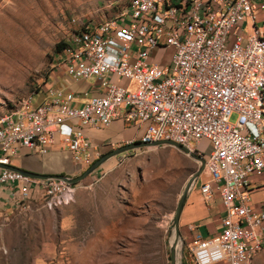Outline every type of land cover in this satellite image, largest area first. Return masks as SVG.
<instances>
[{"label":"built area","instance_id":"obj_1","mask_svg":"<svg viewBox=\"0 0 264 264\" xmlns=\"http://www.w3.org/2000/svg\"><path fill=\"white\" fill-rule=\"evenodd\" d=\"M261 15L264 22V0H130L111 20L81 25L56 67L73 80L97 78L99 92L79 102V94L49 86L38 104L28 100L2 114L0 162L10 163L21 148L47 154L58 141L83 168L98 157L86 128L118 119L145 125L128 143L169 140L202 155L208 179L199 191L207 199L218 196L224 207L221 231L192 249L194 264H254L264 248V210L252 209L248 188L250 175L264 169ZM165 48L172 50L168 62L154 63L153 52ZM203 139L207 153L194 146ZM31 180L15 170L0 172V183ZM46 181L51 204L75 194L74 184Z\"/></svg>","mask_w":264,"mask_h":264},{"label":"rangeland","instance_id":"obj_2","mask_svg":"<svg viewBox=\"0 0 264 264\" xmlns=\"http://www.w3.org/2000/svg\"><path fill=\"white\" fill-rule=\"evenodd\" d=\"M129 2L0 0V116L25 101L34 105L42 101L63 50L59 43L67 42L81 25L111 20ZM54 80L58 86L64 83L60 76ZM237 118L233 113L232 122ZM194 146L210 151L205 139ZM121 159L111 171L74 184L69 202L51 204L52 199L40 195L1 207L0 264H172V220L200 164L165 145L132 150ZM90 164L75 166V175L70 176ZM191 247V240H181L177 264H194ZM254 264H264V248Z\"/></svg>","mask_w":264,"mask_h":264},{"label":"crops","instance_id":"obj_3","mask_svg":"<svg viewBox=\"0 0 264 264\" xmlns=\"http://www.w3.org/2000/svg\"><path fill=\"white\" fill-rule=\"evenodd\" d=\"M262 16H260V20H263ZM156 50L153 52L151 60L160 65L166 64L168 61H165L164 57L171 49H158V52ZM58 76L64 79L62 86H58V82L54 80ZM113 80L119 84L126 82L125 79L118 76H114ZM49 86L63 88L66 93L74 92L79 94V102H83L93 94L99 92L98 80L95 82H92L91 79L73 80L67 75L64 68L55 71L51 82L48 84ZM144 128L145 125L127 124L123 120L118 119L109 127L86 128L85 133L89 137L92 146L97 148V158H99L106 151L109 152L116 147L125 145L131 140H138L143 134ZM105 143H114L115 146L111 150H107L104 146ZM62 147L57 141L50 145L49 152L44 155H37L27 148H21L18 155L13 157L10 163L38 173L75 175L77 168L73 163L71 151L66 149V147ZM130 154L131 151L111 158L92 173L90 178H93L103 171H111L120 158L125 159ZM2 169L0 168V172ZM203 173L205 176L200 180V184L208 179L207 173ZM199 185H195L190 190L191 192L189 193L180 219L182 237L183 239L191 240L192 249H194L199 238L212 237L220 232L223 226L222 217L224 216V207L220 198L215 196L213 199H207L199 191ZM248 188L251 191L252 209L256 212L264 210V169L260 173L250 175ZM24 189H26L28 197L44 196L47 192V181L45 179H33L29 182L0 183V208L18 204L24 196Z\"/></svg>","mask_w":264,"mask_h":264},{"label":"water","instance_id":"obj_4","mask_svg":"<svg viewBox=\"0 0 264 264\" xmlns=\"http://www.w3.org/2000/svg\"><path fill=\"white\" fill-rule=\"evenodd\" d=\"M161 145L174 146L180 151L184 152L185 154L190 155L200 164L198 170L192 174V176L190 177L189 181L187 182L182 192L181 198L177 205L171 224V229L175 230V237L170 247V254H171L172 264H177V250L179 247L178 243L181 242V240H183L182 233L180 230L181 215L185 207V204L187 202V199L189 197V193L191 192L190 190L193 189L195 183L197 182V180L199 179V177L201 176L202 172L205 169V158L202 155H198L195 151H192L190 148L169 140L155 141V142H150L149 144L148 142L135 141L133 143H128L120 147H116L115 149H112L109 152L106 151V153H104L102 156L94 160L88 168H86L81 174L77 176H70L64 173H56V174L38 173L14 165L12 163H5V162H0V168L15 170L33 179H45V180L56 179V180L64 181L68 184H78L79 182L90 176L92 173H94L105 162H107L113 157H116L128 151L145 148V147L149 148L151 146H161ZM183 250H184V244L182 246V251Z\"/></svg>","mask_w":264,"mask_h":264},{"label":"trees","instance_id":"obj_5","mask_svg":"<svg viewBox=\"0 0 264 264\" xmlns=\"http://www.w3.org/2000/svg\"><path fill=\"white\" fill-rule=\"evenodd\" d=\"M65 45H66V42H64V41L59 43V45H58L59 50H61Z\"/></svg>","mask_w":264,"mask_h":264},{"label":"bare ground","instance_id":"obj_6","mask_svg":"<svg viewBox=\"0 0 264 264\" xmlns=\"http://www.w3.org/2000/svg\"><path fill=\"white\" fill-rule=\"evenodd\" d=\"M173 240H174V239H173ZM180 243H181V242L178 243V246H180Z\"/></svg>","mask_w":264,"mask_h":264},{"label":"flooded vegetation","instance_id":"obj_7","mask_svg":"<svg viewBox=\"0 0 264 264\" xmlns=\"http://www.w3.org/2000/svg\"><path fill=\"white\" fill-rule=\"evenodd\" d=\"M197 162V161H196Z\"/></svg>","mask_w":264,"mask_h":264}]
</instances>
